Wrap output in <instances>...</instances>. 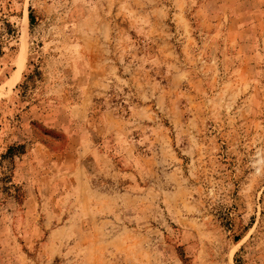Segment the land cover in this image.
<instances>
[{
    "label": "rangeland",
    "instance_id": "1",
    "mask_svg": "<svg viewBox=\"0 0 264 264\" xmlns=\"http://www.w3.org/2000/svg\"><path fill=\"white\" fill-rule=\"evenodd\" d=\"M0 264H264V0H0Z\"/></svg>",
    "mask_w": 264,
    "mask_h": 264
},
{
    "label": "trees",
    "instance_id": "2",
    "mask_svg": "<svg viewBox=\"0 0 264 264\" xmlns=\"http://www.w3.org/2000/svg\"><path fill=\"white\" fill-rule=\"evenodd\" d=\"M29 21H30V23H32V16L30 13H29Z\"/></svg>",
    "mask_w": 264,
    "mask_h": 264
},
{
    "label": "bare ground",
    "instance_id": "3",
    "mask_svg": "<svg viewBox=\"0 0 264 264\" xmlns=\"http://www.w3.org/2000/svg\"><path fill=\"white\" fill-rule=\"evenodd\" d=\"M20 65H21V63H20Z\"/></svg>",
    "mask_w": 264,
    "mask_h": 264
}]
</instances>
